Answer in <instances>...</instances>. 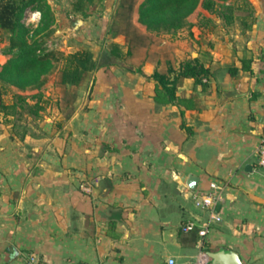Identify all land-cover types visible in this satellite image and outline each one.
<instances>
[{
	"label": "crops",
	"instance_id": "crops-1",
	"mask_svg": "<svg viewBox=\"0 0 264 264\" xmlns=\"http://www.w3.org/2000/svg\"><path fill=\"white\" fill-rule=\"evenodd\" d=\"M250 1L252 27L205 32L207 76L182 77L174 101L147 59L94 75L88 91L85 78L67 120L41 133L0 112V264H212L223 248L264 264V0ZM212 182L219 219L194 200Z\"/></svg>",
	"mask_w": 264,
	"mask_h": 264
},
{
	"label": "trees",
	"instance_id": "trees-1",
	"mask_svg": "<svg viewBox=\"0 0 264 264\" xmlns=\"http://www.w3.org/2000/svg\"><path fill=\"white\" fill-rule=\"evenodd\" d=\"M83 3V0H78L75 9L82 8ZM27 8L40 12L34 27L25 21ZM138 8V20L145 25L144 28L135 20ZM213 14L222 17L227 25H233L238 20L244 29H249L256 19V8L250 0H116L108 31L113 36L124 35L127 46L124 50L113 42L110 53L127 63H132V58L142 49L146 50L147 59L155 56L157 66L152 77L168 99L174 101L182 77H194L197 82L203 83L208 70L199 56L185 58L177 65L165 49L164 57H161L160 48H164L163 44L160 45L161 37L181 33L185 29L194 35L191 30L196 25L203 28L200 32L202 36L204 28L212 30L216 26ZM194 17L202 21L198 22ZM52 18L51 7L43 0H0V37L7 35L9 39V46L2 51L5 60L0 61V112L6 119L17 112L19 104L22 107L26 104L36 115L45 108L42 103L44 95L39 88L48 80L46 73L54 67L55 60L61 63L57 70V82L66 92L72 89L66 98L67 107L71 109L78 87L88 73L98 67L94 53L87 47L70 52L47 49L44 38L53 32L50 27ZM44 29H47L45 33L42 32ZM152 45L160 46L159 50H151ZM233 68L237 71V67ZM243 69H250V60H243ZM14 86L20 91L30 92L33 103H29L27 95L20 91L14 92L16 101L6 102L4 94ZM22 132L23 129L17 130V133Z\"/></svg>",
	"mask_w": 264,
	"mask_h": 264
},
{
	"label": "rangeland",
	"instance_id": "rangeland-1",
	"mask_svg": "<svg viewBox=\"0 0 264 264\" xmlns=\"http://www.w3.org/2000/svg\"><path fill=\"white\" fill-rule=\"evenodd\" d=\"M48 3L53 12V18L50 21V27L53 29V32L49 35H46L44 40L47 45V49H56L57 51L70 52L71 50H76L78 48L87 47L95 55L97 59L98 67L88 73L87 77V91L90 87V81L93 79L94 75H102L108 73V70L111 69V66L120 69L119 67L135 68L141 65V62L147 60L145 56V49L140 50L135 54V57L132 58V63H127L126 60L120 59L110 53V48L112 45V33L108 31L109 23L112 18L116 0H83L84 5L80 9H75V6L78 0H43ZM139 8L136 9L135 20L137 24L144 28V24L138 20ZM196 16V14H195ZM213 18L219 22L217 27H214L212 35L219 39L218 30L222 27H227L224 19L215 14L212 15ZM40 17V12L37 9L27 8L25 12V21L31 23L34 27L38 22ZM198 22L202 21L199 18H195ZM244 29V26L240 21H236L233 25H237ZM220 26V27H219ZM207 34L209 28H204ZM203 28L199 25L195 26L191 31L194 32V35H191L187 29L181 31L177 34H166L162 36L160 45L163 44L164 48H160L161 57H164V50L166 53L170 54L174 59H183L195 57L198 55V49L200 44L205 46L208 43V35H200L199 31H202ZM47 29H44L42 32H46ZM210 31V32H211ZM216 32V33H215ZM227 36V35H226ZM225 39V36H224ZM126 42V41H125ZM123 43V40H122ZM9 46V39L7 35L0 37V61L5 60V56L2 55L3 49ZM71 46V50L68 48ZM151 50H159L157 45H152ZM126 48V47H124ZM156 59L155 56H153ZM156 63V62H155ZM119 64V65H117ZM140 64V65H139ZM61 65L60 61H54V67L50 72H47L48 80L43 84L39 91L43 93L44 97L42 103L45 108L40 111L38 115L32 113L29 107L25 106L17 107V112L12 116L13 120L18 121L19 127L26 130H31L32 133H41V130L44 129L45 124L49 123L53 116L62 117V121H66L70 107H67V97L72 93V89H69V94L66 92L63 87L57 82V70ZM119 66V67H117ZM128 71V70H127ZM126 71V72H127ZM111 72V71H110ZM90 79V80H89ZM9 85V84H8ZM10 86V85H9ZM11 87V86H10ZM79 88V87H78ZM78 90V89H77ZM20 91L17 87H12L8 92L4 94V99L6 102L16 101L15 93ZM15 92V93H14ZM34 92V91H33ZM20 93L27 95V100L29 103H33V99L30 97V92L20 91ZM77 97V96H76ZM60 109L61 114H55V110ZM55 118V119H56ZM19 128V129H20Z\"/></svg>",
	"mask_w": 264,
	"mask_h": 264
},
{
	"label": "built area",
	"instance_id": "built-area-1",
	"mask_svg": "<svg viewBox=\"0 0 264 264\" xmlns=\"http://www.w3.org/2000/svg\"><path fill=\"white\" fill-rule=\"evenodd\" d=\"M258 163L261 167L264 168V129L261 135V140L258 147ZM222 198L221 190H219L218 185L215 182L211 183V190L200 196H195L194 200L197 206L205 207L210 209L211 217L219 219V216L216 213L215 207L218 201ZM209 223H206L204 226L198 229V232L201 236H205L208 231ZM197 226L193 221H188L185 225H183L184 231H190L195 229ZM170 264H174V260L171 259L169 261Z\"/></svg>",
	"mask_w": 264,
	"mask_h": 264
},
{
	"label": "water",
	"instance_id": "water-1",
	"mask_svg": "<svg viewBox=\"0 0 264 264\" xmlns=\"http://www.w3.org/2000/svg\"><path fill=\"white\" fill-rule=\"evenodd\" d=\"M197 177L190 175L187 184L189 187H195ZM212 264H242L239 254L231 249H219L208 254Z\"/></svg>",
	"mask_w": 264,
	"mask_h": 264
}]
</instances>
